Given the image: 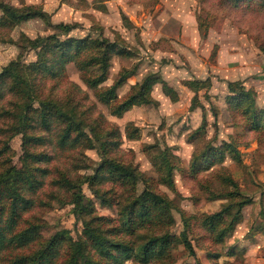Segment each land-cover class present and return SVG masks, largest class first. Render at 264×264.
Instances as JSON below:
<instances>
[{
    "label": "rangeland",
    "instance_id": "rangeland-1",
    "mask_svg": "<svg viewBox=\"0 0 264 264\" xmlns=\"http://www.w3.org/2000/svg\"><path fill=\"white\" fill-rule=\"evenodd\" d=\"M0 1L49 14L48 22L33 18L12 25L5 18V25L0 24V71L20 55L15 73L27 84L19 85L10 77L0 86V180L17 175V184L32 200L31 207L21 213L17 229L32 223L40 227L35 242L1 251L0 264L34 250L62 229L76 240L84 228L82 221L92 217V226L115 231L110 235L114 241L129 240L136 247L151 236L170 235L162 255L148 263L132 256L123 264H264V130L248 129L242 107L225 102L227 84L232 82V90L238 92L240 82L255 92L257 106H264V0ZM59 22L74 28L59 32L54 27ZM54 33L61 40L88 36L93 41L102 36L119 41L133 53L112 54L107 78L97 89L112 85L125 69L133 71L118 89L117 99L104 104L85 84L82 77L99 72L93 63L79 70L70 62L55 77L34 72L33 39ZM8 37L14 44L1 41ZM96 53L89 47L77 61ZM150 73H159L177 99L171 100L169 91L157 84L153 103L132 106L120 117L111 114L110 109ZM193 81H198L197 86ZM195 94L207 119L203 132H196L203 111L200 107L190 110ZM42 100L80 119L89 138L78 141L72 133L61 143L66 122L54 117L43 127L37 115ZM23 135L33 139L23 143ZM223 141L237 145L240 162L228 153L222 161L209 157L207 145L219 146ZM195 157L193 170L190 164ZM110 161L133 168L137 180L123 182L99 170L101 163ZM168 163L173 182L163 179ZM98 172L103 176L92 178ZM225 177L233 179L237 190ZM26 178L33 180L32 189ZM9 181L0 182L2 198L12 188ZM145 189L169 200L172 218L154 212L127 228L124 210L136 203V213L141 204L148 205L142 196ZM230 191L239 195L218 198ZM243 199L251 202L242 207L241 220L232 231L223 229L234 208L214 228L209 227L207 216ZM3 208L8 213L6 199ZM184 229L193 252L180 240ZM62 246L60 260L68 243Z\"/></svg>",
    "mask_w": 264,
    "mask_h": 264
},
{
    "label": "trees",
    "instance_id": "trees-1",
    "mask_svg": "<svg viewBox=\"0 0 264 264\" xmlns=\"http://www.w3.org/2000/svg\"><path fill=\"white\" fill-rule=\"evenodd\" d=\"M232 1L237 3L240 0ZM48 16L49 14L42 9L35 10L33 7L26 5L24 9L21 10L16 6L0 1L1 25H5V18H7L12 25H16L33 18L45 19L44 21L48 22ZM54 27L59 32L63 30L65 34L74 28L73 25L62 22L55 24ZM202 28L205 29V27ZM53 39H55V41L51 42ZM3 40L14 44V41L9 37L7 39H1V41ZM91 40L92 39L88 36L83 38L67 36L62 40L57 37V34L44 38L37 36L33 39L32 45L33 48L36 49L34 72H41V74L44 73L48 77H55L61 73L65 65L70 62H74L76 66H78L79 70L80 68H84L92 63L96 64L98 65L97 69L99 72L94 77H82V79L88 87L95 90L94 94L98 101L104 104H109L113 100L117 99L118 89L124 84L125 80L133 74V71L125 69L123 73H121L114 80L112 85L97 91L99 86L105 82L107 78L110 56L112 54L131 56L133 53L128 51V49L125 46H122L117 40L110 41L102 36L95 38L93 41ZM39 43H41V45ZM89 47L95 48L97 53L93 57L86 59V61H84V59L77 61L81 53ZM261 50L264 51V47L261 46ZM19 64L20 55H18L15 59L10 60L2 67L0 71V86L10 77L15 78L19 85H27L25 79H19V76V78L16 77L17 73L15 72ZM32 78L34 79V76ZM156 83H160L165 90L167 89V91H169L167 94L171 100L177 99L175 91L168 86L159 73H150L145 75L141 82L136 83L134 86L135 91L131 92L113 107L111 106V114L120 117L132 106L153 103L154 99L151 96V90ZM193 84L197 86L198 81H193ZM227 85L229 87V92L225 95V102L231 106L234 104L242 107V112L246 115V125L248 129L253 131L264 130V106H257L255 92L252 89H246L240 82L237 83L240 87L238 92L232 90V86L234 85L232 82H229ZM29 91L30 90L28 89V92ZM39 104L40 108L37 110V115L39 122L43 127H48V124L54 117L66 122L63 133L60 136L61 143L67 142L71 138L72 133H75V136L79 137L78 141L81 137L83 139L89 138L83 130L84 123L76 116L67 115L66 112L60 110L56 104L50 100H42ZM197 106L201 108L203 114L196 132H203L207 126V119L204 113V107L197 101L195 94L192 97L190 110H193ZM213 116L214 121H216L217 114L214 111ZM109 133L110 132L107 134ZM26 139L32 140L33 138L23 135V143ZM207 149L210 155L209 157L213 155V157L218 158L219 161H222L224 158L223 155L228 153L231 159L236 162H240V151L237 145L232 141H223L219 146L207 145ZM196 158L197 157H195L190 164V167H193V170H195L196 167L194 164ZM208 165H211V163H208ZM165 168L166 173L163 179L168 182H173L171 178V176H173V169L171 168V165H169V163L165 164ZM99 170H105L104 172H106V174L110 177L123 182L128 181L133 184L134 181L137 180V172H135L133 168L125 166L119 162L110 161L109 163L107 162L106 165L101 163ZM13 176L8 175L6 177H2V180H0V182L10 180L9 182H11L10 184L12 186L10 192L3 198V192L0 191V252L9 248V246L24 248L35 242V239H37L39 234V225L33 223L29 224L25 228L17 229L21 213L31 207L32 200H29L28 197L24 195V191H22L17 184L18 176ZM102 176V173L98 172L97 175L92 176V178H101ZM224 181L229 182L231 186L237 190V185L234 183L233 179L225 177ZM22 183H24V181H22ZM26 184L29 189L34 187L32 179L26 178ZM21 192L23 193L21 194ZM142 194L145 198L143 200L147 201L148 205L141 204L136 210V213V203H132L130 208H126L124 210L125 215L123 224L127 226V228L131 227V225L134 224L132 221H135L136 219L138 220V223L151 218L150 216L154 212H159L162 217L172 218L171 215H169V209L172 205L168 199L146 189L143 190ZM238 195L239 194L235 191H230L225 195L220 194L218 198L226 196L233 197ZM100 198L102 203L109 204L104 198ZM3 199L8 201V210L6 211L8 213H5L4 211ZM78 200L81 201V198ZM250 202V199H243L237 203L228 204L216 213L207 216L205 220L207 221V224H209L210 228H214V224L222 221L225 216H229L232 212L231 210L234 208L232 218L226 228L223 229L224 231H232L235 225L241 220L242 207ZM81 208H85V206L83 205ZM94 218L95 217H92L87 221H82L84 223V228L81 235H79L76 240H73L72 237L69 236V232L67 230L62 229L54 233L49 239L44 241L34 250L26 253H19L14 256V258L10 260L9 264H123L125 260L131 258L132 256L139 258L141 263H148L155 256L157 257V255L165 253L164 250L166 245L171 242V237L168 234L151 236L137 247L133 246L129 240L114 241L110 235H112L115 231L110 232L107 229H101L99 225H96L95 227L92 226L90 221ZM183 222H185L184 219ZM180 240L189 248L190 252H193L191 243L187 237L186 229L181 232ZM64 242H67L68 246H66L67 250L65 252L64 259L60 260L58 257L60 256V249H62Z\"/></svg>",
    "mask_w": 264,
    "mask_h": 264
},
{
    "label": "crops",
    "instance_id": "crops-1",
    "mask_svg": "<svg viewBox=\"0 0 264 264\" xmlns=\"http://www.w3.org/2000/svg\"><path fill=\"white\" fill-rule=\"evenodd\" d=\"M157 84H160V83H156L154 86H156ZM160 85H161V84H160ZM154 86H153V87H154ZM153 87H152V90H151V96H152ZM249 89H252V88H249ZM255 97H256V96H255ZM152 98H153V96H152ZM153 99H154V98H153ZM255 99H256V98H255ZM197 107H198V106H197ZM197 107H196V108H197ZM194 109H195V108H194Z\"/></svg>",
    "mask_w": 264,
    "mask_h": 264
}]
</instances>
